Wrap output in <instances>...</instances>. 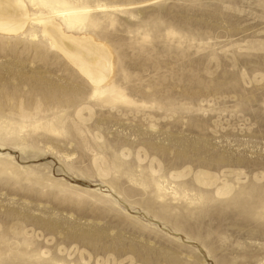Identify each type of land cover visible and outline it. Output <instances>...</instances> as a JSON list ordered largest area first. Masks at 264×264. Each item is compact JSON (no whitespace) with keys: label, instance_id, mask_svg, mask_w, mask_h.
Segmentation results:
<instances>
[{"label":"rangeland","instance_id":"rangeland-1","mask_svg":"<svg viewBox=\"0 0 264 264\" xmlns=\"http://www.w3.org/2000/svg\"><path fill=\"white\" fill-rule=\"evenodd\" d=\"M66 1L113 71L0 34V264H264V0Z\"/></svg>","mask_w":264,"mask_h":264},{"label":"bare ground","instance_id":"bare-ground-1","mask_svg":"<svg viewBox=\"0 0 264 264\" xmlns=\"http://www.w3.org/2000/svg\"><path fill=\"white\" fill-rule=\"evenodd\" d=\"M28 1L35 8L46 7L48 12H31L26 0H0V34L16 35L30 23L40 25L43 36L49 38L51 44L90 84L96 87L104 85L113 71V54L109 48L89 34L66 31L62 22L58 21L61 18L69 30L76 27L83 29L91 20V8L73 5L66 0ZM98 8L106 10L109 7L100 5Z\"/></svg>","mask_w":264,"mask_h":264}]
</instances>
